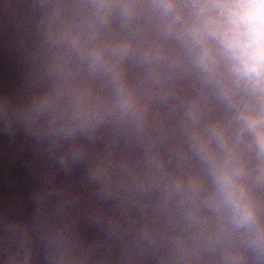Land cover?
Instances as JSON below:
<instances>
[{
    "label": "clouds",
    "instance_id": "obj_1",
    "mask_svg": "<svg viewBox=\"0 0 264 264\" xmlns=\"http://www.w3.org/2000/svg\"><path fill=\"white\" fill-rule=\"evenodd\" d=\"M0 48V264H264V0H0Z\"/></svg>",
    "mask_w": 264,
    "mask_h": 264
},
{
    "label": "water",
    "instance_id": "obj_2",
    "mask_svg": "<svg viewBox=\"0 0 264 264\" xmlns=\"http://www.w3.org/2000/svg\"><path fill=\"white\" fill-rule=\"evenodd\" d=\"M18 83V72L10 48H0V87L5 90ZM29 153L19 141L10 145L0 140V211L10 216L26 217L33 205L30 200L36 178L28 166Z\"/></svg>",
    "mask_w": 264,
    "mask_h": 264
}]
</instances>
